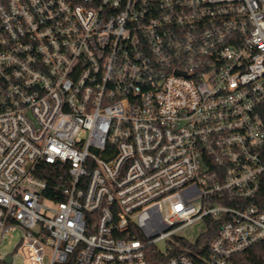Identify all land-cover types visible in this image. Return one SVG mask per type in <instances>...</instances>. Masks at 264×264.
<instances>
[{
    "label": "built area",
    "instance_id": "2783aa9c",
    "mask_svg": "<svg viewBox=\"0 0 264 264\" xmlns=\"http://www.w3.org/2000/svg\"><path fill=\"white\" fill-rule=\"evenodd\" d=\"M14 232L30 264L263 242L264 0H0V247Z\"/></svg>",
    "mask_w": 264,
    "mask_h": 264
},
{
    "label": "rangeland",
    "instance_id": "374dc122",
    "mask_svg": "<svg viewBox=\"0 0 264 264\" xmlns=\"http://www.w3.org/2000/svg\"><path fill=\"white\" fill-rule=\"evenodd\" d=\"M207 230V224L205 220L194 223L179 233V236L185 238L190 243L195 244L198 242L200 236ZM21 244V233L14 232L5 242L1 245L0 251L5 252L6 255L13 254V262L11 264H30L26 263L24 258L17 255L18 249ZM166 245H160L161 249H164ZM0 264H8L1 262Z\"/></svg>",
    "mask_w": 264,
    "mask_h": 264
},
{
    "label": "trees",
    "instance_id": "16d2710c",
    "mask_svg": "<svg viewBox=\"0 0 264 264\" xmlns=\"http://www.w3.org/2000/svg\"><path fill=\"white\" fill-rule=\"evenodd\" d=\"M208 232L203 236L202 241L207 245L216 237L219 229V223L216 220L208 219ZM164 259L151 258L150 264H161ZM238 264H264V241L236 256ZM64 264H74V260L70 259Z\"/></svg>",
    "mask_w": 264,
    "mask_h": 264
},
{
    "label": "water",
    "instance_id": "95a60500",
    "mask_svg": "<svg viewBox=\"0 0 264 264\" xmlns=\"http://www.w3.org/2000/svg\"><path fill=\"white\" fill-rule=\"evenodd\" d=\"M11 261H12V258H11V256L9 255V256L7 257V259H6V262H7L8 264H10Z\"/></svg>",
    "mask_w": 264,
    "mask_h": 264
}]
</instances>
